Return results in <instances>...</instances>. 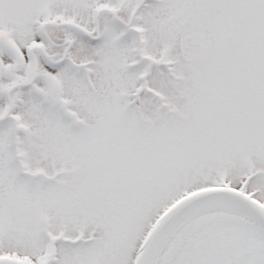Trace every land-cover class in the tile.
<instances>
[{
    "label": "snow or ice",
    "instance_id": "snow-or-ice-1",
    "mask_svg": "<svg viewBox=\"0 0 264 264\" xmlns=\"http://www.w3.org/2000/svg\"><path fill=\"white\" fill-rule=\"evenodd\" d=\"M0 264H264V0H0Z\"/></svg>",
    "mask_w": 264,
    "mask_h": 264
}]
</instances>
